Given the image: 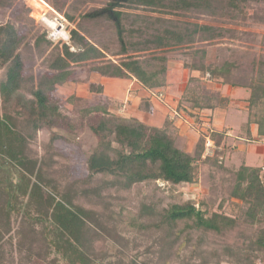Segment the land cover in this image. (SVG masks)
Wrapping results in <instances>:
<instances>
[{
  "label": "trees",
  "instance_id": "1",
  "mask_svg": "<svg viewBox=\"0 0 264 264\" xmlns=\"http://www.w3.org/2000/svg\"><path fill=\"white\" fill-rule=\"evenodd\" d=\"M125 4L161 15L191 9L212 13L238 9L236 0H110L91 18L105 17L113 23L122 45L120 60L106 59L103 49L72 29L70 38L78 50L63 45L36 75L28 73L22 54L28 32L12 23L0 24V264H8L7 257L13 262V250L25 264H264L261 168L241 165L231 171L234 182L230 194L216 206L205 196L165 205L160 198L142 202L136 214L114 204L121 192L135 186L157 182L170 187L191 185L202 165L222 168L217 156L231 154L226 142L229 135L209 124L214 111L228 108L229 99L221 95L220 85L249 92L242 130L252 139L254 127L256 139H264V57L251 56L247 70L242 71L238 60L224 58L218 64L207 50L194 49L185 54L178 69L188 75L172 116L167 114L160 125H152L120 111L127 103L107 96L101 79L135 81L147 91L164 88L169 80L170 52L222 36L208 25L171 23L165 18L147 22L137 16L134 37L127 46L121 10ZM43 44L51 46L45 36H38L36 48ZM77 68L86 69L96 79L88 84L93 101L81 107L74 118L64 112L56 93L65 85L78 83ZM209 85L216 89L210 90ZM69 99L83 102L75 95ZM137 112L155 115L150 96L140 98ZM182 116L194 126L207 117L208 137L216 147L221 146L216 158H202L205 133L188 150L179 148L175 132ZM81 130H88L96 139L85 159L86 175L63 184L62 178L52 176L56 154L49 152L56 142L68 143ZM41 131L49 132L44 153L35 149ZM133 232L158 233V249L143 251L151 256L146 262L129 254L126 234ZM233 233L236 240L222 244L223 254L204 249L209 236L222 239ZM186 249H190L189 254L183 256Z\"/></svg>",
  "mask_w": 264,
  "mask_h": 264
},
{
  "label": "rangeland",
  "instance_id": "2",
  "mask_svg": "<svg viewBox=\"0 0 264 264\" xmlns=\"http://www.w3.org/2000/svg\"><path fill=\"white\" fill-rule=\"evenodd\" d=\"M109 1L110 0H0V24L12 23L17 27H22L25 32H28L26 45L22 47V54L28 66V73L33 75H36L40 70H44L48 62L53 58V54L57 53L63 45L69 46L71 51L78 50L77 46L70 38L69 30L72 29L78 30L90 42L103 49L106 54V59L116 62L121 58L118 54L121 53L122 45L118 41L115 26L105 17L91 18L94 16L95 11L106 7ZM236 1L238 9L233 11V13H231L229 9L218 11L217 13H212L209 9H191L189 12L174 13L172 15H161L143 9L141 6L125 4L121 8L124 12L123 24L126 28V31H124V41L128 46V43L133 39L134 35L132 29L136 23L135 18L137 16H142L147 22H153L158 18H165L171 21V23L174 21L178 23L191 22L208 25L215 27L222 36L209 43H202L199 41L192 48L186 47L184 49L174 50L170 53L168 52V56L172 60L168 68L169 73L173 74V79L180 82V84L186 83L183 71L179 72L178 69L181 67V63H183V59L186 56L185 54L194 49L207 50L209 58L218 64L224 58L238 60L241 66L240 70L246 71L251 56L264 57V2L256 3L247 0ZM38 36H45V41H49L51 46L48 47L43 44L40 49H37L35 40ZM77 69L79 70L78 83L65 85L59 88L56 93V98L63 106L64 112L68 116L74 118L78 117L81 107L91 104L93 101L91 99V93L88 90V84L91 82V79H96L86 69ZM206 78H208V76H206ZM102 81L103 79L100 80L101 83ZM207 87L210 88V90L216 89L215 85H209ZM158 94L159 93H157L156 98L162 99ZM71 95H75L77 98L82 99L83 102H72L69 99ZM169 95L168 93L164 94V99H166L165 102L174 109L178 95H176L177 98H172V95ZM107 96L116 98L122 103L126 101L125 98L119 99L110 95ZM131 96L132 94H128L130 100L132 98ZM131 101L132 105L129 108L121 106L120 111H123L126 115L137 116L152 125H160L162 123L164 118L163 114L162 117L161 113L153 117L140 114L136 111L137 105L133 103V100ZM169 114L172 116L174 112L170 111ZM206 114L208 113H205V116ZM217 114L220 116L222 112L218 110ZM205 118L203 123H200L198 126L193 125L196 131V140L200 134L208 132V119L207 117ZM177 124L178 127L177 132H175V138L177 141V138H179V148L188 150L192 146L190 143L191 137H189L188 134H183L189 131L186 130L185 127L191 125L190 119L182 116ZM54 130L63 134L62 130ZM48 139L49 132L41 131L38 135V145L35 147L39 153H44V145ZM70 139H72V137H70ZM195 141H192V143ZM95 143L96 139L88 130H81L77 137L68 143L56 142L54 150L49 152L50 155L53 152L56 154L53 158L55 164L52 166V176L59 180L62 178L63 184L82 179L86 175L85 159ZM216 151L222 152L221 146L218 148L211 142L209 145H205V153L202 158H216ZM217 159L222 168L210 166L209 164L202 165L199 168L194 184H184L178 187H170L162 182H157L156 184L148 186L138 185L130 191L121 192V197H119L114 204H120L124 206L127 211L136 214L142 202H156L158 198H160L165 205L170 202L180 203L188 200H199L205 196L210 204L216 206L222 197L229 196L234 182L231 171L237 169L231 162V156L228 153L226 155H218ZM234 202L241 204V202L237 200H234ZM117 207L114 209L116 210ZM234 234L235 233L230 234L222 239L209 236V241L205 244L204 249L208 252L216 250L223 254L222 247L224 245L222 244L235 242L236 237ZM157 237L158 233L154 232L141 235L135 232L126 234V239L129 242V254L131 256L137 254L138 262H146L151 256L143 254V251L146 248L158 249V245L155 243ZM103 248L105 250L106 247ZM189 251L190 249H186V251H183L182 255L187 256ZM139 253H142V255H139ZM12 257L13 262L12 260L10 261V257H7L9 259V261H6L8 264H25V260L21 262L18 261L19 256L14 250L11 254V258ZM193 262L196 263L197 260L195 259ZM174 264H177V262Z\"/></svg>",
  "mask_w": 264,
  "mask_h": 264
},
{
  "label": "crops",
  "instance_id": "3",
  "mask_svg": "<svg viewBox=\"0 0 264 264\" xmlns=\"http://www.w3.org/2000/svg\"><path fill=\"white\" fill-rule=\"evenodd\" d=\"M183 73L185 80L188 74L186 70H183ZM173 78V74L169 73L166 87L157 88L153 91H147L137 82L128 80L104 78L102 85L106 95L119 99L125 98L126 101L124 103H127L128 108L132 105L131 100L138 106L140 98L150 96L155 109V115L161 113L162 117V114L166 116L170 111L174 112V109L171 108L172 106H169L165 102L164 94L168 93L170 94L169 96L172 95V98H177L176 95L179 96L185 86V84H180V82H177ZM218 90L223 97L229 99V104L226 110L220 109L222 112L220 116L217 114L218 110L211 114L210 126L216 130L227 131L229 136H227L226 142L231 146V162L236 168L245 165L246 167L261 168V171L264 173V139H256L254 127L251 128L252 139H247L242 130L243 124L247 121L246 100L249 97V92L243 88L232 87L230 85H220L218 86ZM157 93H162L163 98H156ZM128 94H132L131 100ZM189 126L185 127L189 131L183 135L188 134L191 137L190 143L192 144V141L196 140V131L192 123Z\"/></svg>",
  "mask_w": 264,
  "mask_h": 264
},
{
  "label": "built area",
  "instance_id": "4",
  "mask_svg": "<svg viewBox=\"0 0 264 264\" xmlns=\"http://www.w3.org/2000/svg\"><path fill=\"white\" fill-rule=\"evenodd\" d=\"M158 95H159V97H162V98H163L162 93H159ZM207 128H208V125H207ZM207 133H208V132L205 133V134H206V137H205V138H206V146L209 145V144L211 143V141H210V139H209V137H208V134H209V133H208V134H207Z\"/></svg>",
  "mask_w": 264,
  "mask_h": 264
},
{
  "label": "bare ground",
  "instance_id": "5",
  "mask_svg": "<svg viewBox=\"0 0 264 264\" xmlns=\"http://www.w3.org/2000/svg\"><path fill=\"white\" fill-rule=\"evenodd\" d=\"M50 24V23H49ZM53 25H55V24H53Z\"/></svg>",
  "mask_w": 264,
  "mask_h": 264
}]
</instances>
